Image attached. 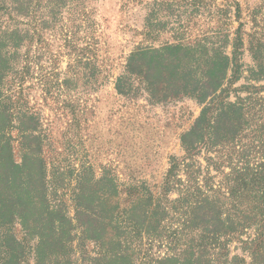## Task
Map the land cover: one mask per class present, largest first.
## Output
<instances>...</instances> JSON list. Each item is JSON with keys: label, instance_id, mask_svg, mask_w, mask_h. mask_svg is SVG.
<instances>
[{"label": "trees", "instance_id": "trees-1", "mask_svg": "<svg viewBox=\"0 0 264 264\" xmlns=\"http://www.w3.org/2000/svg\"><path fill=\"white\" fill-rule=\"evenodd\" d=\"M90 12L87 0H0V264H264V56L245 65L240 27L141 45L116 78L130 100L201 106L157 188L90 163L49 166L28 97L101 86Z\"/></svg>", "mask_w": 264, "mask_h": 264}, {"label": "rangeland", "instance_id": "rangeland-1", "mask_svg": "<svg viewBox=\"0 0 264 264\" xmlns=\"http://www.w3.org/2000/svg\"><path fill=\"white\" fill-rule=\"evenodd\" d=\"M87 4L95 21L101 86L75 97H51L35 87L28 97L42 118L49 166L90 163L97 175L108 169L122 182L146 181L157 188L170 158L183 155L181 136L200 115L201 106L192 99L150 105L145 98L120 96L115 82L126 59L141 45L174 43L180 36L193 42L240 27L243 62L253 66L264 56L257 52L264 50V0H87ZM48 38L47 52L55 59V68L63 71L68 59L62 44ZM14 232L23 238L20 225Z\"/></svg>", "mask_w": 264, "mask_h": 264}]
</instances>
